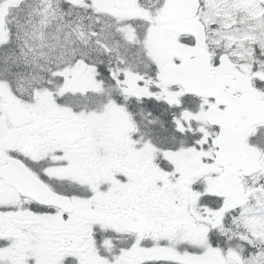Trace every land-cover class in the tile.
<instances>
[{"label": "snow or ice", "instance_id": "snow-or-ice-1", "mask_svg": "<svg viewBox=\"0 0 264 264\" xmlns=\"http://www.w3.org/2000/svg\"><path fill=\"white\" fill-rule=\"evenodd\" d=\"M0 264H264V0H0Z\"/></svg>", "mask_w": 264, "mask_h": 264}]
</instances>
